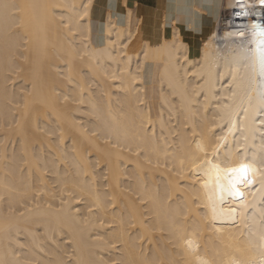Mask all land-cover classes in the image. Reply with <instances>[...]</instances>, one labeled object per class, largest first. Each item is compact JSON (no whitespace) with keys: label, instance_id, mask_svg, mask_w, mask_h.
Wrapping results in <instances>:
<instances>
[{"label":"bare ground","instance_id":"1","mask_svg":"<svg viewBox=\"0 0 264 264\" xmlns=\"http://www.w3.org/2000/svg\"><path fill=\"white\" fill-rule=\"evenodd\" d=\"M92 3L0 0V264H264L263 5L224 0L191 54L111 13L95 45Z\"/></svg>","mask_w":264,"mask_h":264},{"label":"crops","instance_id":"2","mask_svg":"<svg viewBox=\"0 0 264 264\" xmlns=\"http://www.w3.org/2000/svg\"><path fill=\"white\" fill-rule=\"evenodd\" d=\"M223 2L224 0H93L90 10L91 39L95 45L105 42L106 21L111 15L118 24L128 25L130 29L137 28L138 38L141 40L159 42L163 36L171 37L177 29L189 44L191 54H197L203 40L213 30ZM107 13L111 14L108 16ZM150 68L147 64L144 69L147 84L151 77Z\"/></svg>","mask_w":264,"mask_h":264},{"label":"snow or ice","instance_id":"3","mask_svg":"<svg viewBox=\"0 0 264 264\" xmlns=\"http://www.w3.org/2000/svg\"><path fill=\"white\" fill-rule=\"evenodd\" d=\"M259 2L264 5V0H259ZM247 15V13H244ZM259 29V43L257 45L258 52V63L260 66L261 74L264 75V27L256 26ZM242 35V34H241ZM213 167L218 168L217 165ZM256 175V170H254L250 165L241 163L238 167L229 168L226 170L227 184L219 185L220 188V200L223 202L225 195L231 197L233 200L242 199L243 192L241 187L247 184H252L254 182V177ZM264 179V177H262ZM228 215H231L229 213ZM234 221H223V223H229ZM184 245L192 253H196L199 249V244L196 239L195 233H193L191 238H188L184 241ZM196 264H209V261L197 257ZM232 264H239L237 261H233Z\"/></svg>","mask_w":264,"mask_h":264},{"label":"rangeland","instance_id":"4","mask_svg":"<svg viewBox=\"0 0 264 264\" xmlns=\"http://www.w3.org/2000/svg\"><path fill=\"white\" fill-rule=\"evenodd\" d=\"M230 14H232V10H224V12H223V18H225L227 15H230Z\"/></svg>","mask_w":264,"mask_h":264},{"label":"built area","instance_id":"5","mask_svg":"<svg viewBox=\"0 0 264 264\" xmlns=\"http://www.w3.org/2000/svg\"><path fill=\"white\" fill-rule=\"evenodd\" d=\"M262 8H263V6H262Z\"/></svg>","mask_w":264,"mask_h":264}]
</instances>
